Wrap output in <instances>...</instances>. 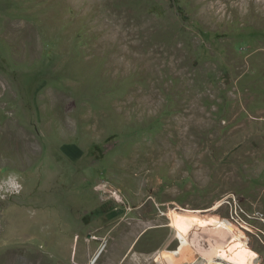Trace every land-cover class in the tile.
I'll use <instances>...</instances> for the list:
<instances>
[{
    "label": "rangeland",
    "instance_id": "1",
    "mask_svg": "<svg viewBox=\"0 0 264 264\" xmlns=\"http://www.w3.org/2000/svg\"><path fill=\"white\" fill-rule=\"evenodd\" d=\"M232 238L264 264V0H0V264Z\"/></svg>",
    "mask_w": 264,
    "mask_h": 264
},
{
    "label": "bare ground",
    "instance_id": "2",
    "mask_svg": "<svg viewBox=\"0 0 264 264\" xmlns=\"http://www.w3.org/2000/svg\"><path fill=\"white\" fill-rule=\"evenodd\" d=\"M187 220H185V221L182 220V221H179V223L175 224L177 232L181 238V241L183 242V245L180 247L178 252H171V255H173L175 257H180V255L182 254L184 249L189 245V242L187 241L186 237L184 238L182 236V234L186 233V231L188 230L189 225H190V221H187ZM218 227L225 229L222 226H218ZM232 240H233V242H231V244L228 246V248L221 251L220 255H221L222 259H225L231 263H237V264L250 263L254 259L253 254H251L249 251H247L238 240H236L234 238H232ZM100 253L101 252H99V254ZM96 259L97 258H95L93 260L92 264H94ZM186 264H206V261L203 259H198L197 261H195L193 263H186Z\"/></svg>",
    "mask_w": 264,
    "mask_h": 264
},
{
    "label": "crops",
    "instance_id": "3",
    "mask_svg": "<svg viewBox=\"0 0 264 264\" xmlns=\"http://www.w3.org/2000/svg\"><path fill=\"white\" fill-rule=\"evenodd\" d=\"M169 246L167 248H174L175 245L173 243H168ZM181 247V244L179 243V245H177L174 249H179ZM202 248H205L204 246H200L199 243H189V245L184 249V250H190V251H195L194 252H187L186 254H189L190 256H198V250L202 249ZM208 247H206L207 249ZM194 253V254H193Z\"/></svg>",
    "mask_w": 264,
    "mask_h": 264
},
{
    "label": "flooded vegetation",
    "instance_id": "4",
    "mask_svg": "<svg viewBox=\"0 0 264 264\" xmlns=\"http://www.w3.org/2000/svg\"><path fill=\"white\" fill-rule=\"evenodd\" d=\"M231 263V262H230ZM233 264V263H232Z\"/></svg>",
    "mask_w": 264,
    "mask_h": 264
}]
</instances>
